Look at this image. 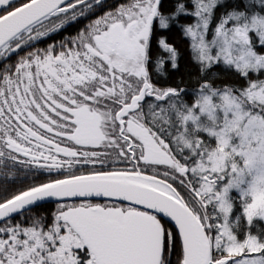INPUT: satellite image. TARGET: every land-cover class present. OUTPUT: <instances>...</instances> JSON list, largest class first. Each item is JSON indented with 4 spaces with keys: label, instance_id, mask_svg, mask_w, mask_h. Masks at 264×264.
Segmentation results:
<instances>
[{
    "label": "snow or ice",
    "instance_id": "obj_1",
    "mask_svg": "<svg viewBox=\"0 0 264 264\" xmlns=\"http://www.w3.org/2000/svg\"><path fill=\"white\" fill-rule=\"evenodd\" d=\"M0 264H264V0H0Z\"/></svg>",
    "mask_w": 264,
    "mask_h": 264
}]
</instances>
